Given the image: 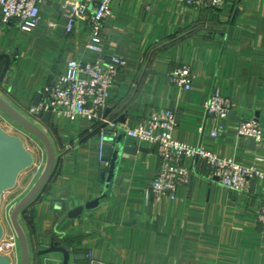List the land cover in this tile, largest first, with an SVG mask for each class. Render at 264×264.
<instances>
[{"label": "crops", "instance_id": "1", "mask_svg": "<svg viewBox=\"0 0 264 264\" xmlns=\"http://www.w3.org/2000/svg\"><path fill=\"white\" fill-rule=\"evenodd\" d=\"M39 8L41 24L30 32L5 24L0 8V57L11 58L0 96L27 117L34 105L42 106L44 87L64 76L70 61L97 58L86 48L85 22L67 33L70 21L61 13L59 0L44 1ZM102 47L105 56L127 62L110 89L104 113L106 121L125 116L116 136L153 110L173 111L176 141L264 172V0H226L219 12L176 0H114ZM181 65L192 70L189 91L169 78ZM5 67L6 60L0 59V81ZM215 89L234 105L218 138L211 135L213 125L205 111ZM37 117L57 160L41 193L19 217L30 264H63L59 253L40 254L53 243L70 253L69 264H264V224L258 220L264 180H254L249 194L234 193L210 182L207 167L186 160L185 166L194 169L190 186L179 187L175 201H156L148 191L161 163L156 148L147 143L139 144L137 155L121 160L120 185L107 202L92 206L80 218L63 219L104 193L106 169L100 164L99 138L105 124L52 116L60 145ZM249 119L259 122L261 142L237 134L240 123ZM31 144L36 166L19 178L18 186L25 184L21 196L10 191L3 203H19L45 169V148L35 139ZM137 144L126 136V147Z\"/></svg>", "mask_w": 264, "mask_h": 264}, {"label": "built area", "instance_id": "2", "mask_svg": "<svg viewBox=\"0 0 264 264\" xmlns=\"http://www.w3.org/2000/svg\"><path fill=\"white\" fill-rule=\"evenodd\" d=\"M44 1L52 0H0L2 20L5 24L17 26L21 31L30 32L41 24L39 5ZM176 1L198 10L217 12L221 11L226 3V0ZM59 2L61 13L67 15L70 21L67 33H73L79 22H85L89 32L86 48L97 58L93 62L70 61L67 64V73L44 87L42 106L31 109L28 118L35 121V116L37 117L41 111L50 110L53 116L67 118L73 123L86 119L92 123L105 124L99 138L100 164L107 172L110 164L104 161V148L109 121L105 120L104 113L109 102L110 89L127 65L120 57L103 54V31L111 17V5L114 0H59ZM169 78L171 83L180 89L189 91L193 86L194 77L187 65L175 67ZM233 108L232 101L223 96L219 89L213 91L205 105L207 119L213 125L211 134L213 138H218L225 131L224 121L229 118ZM177 125V117L173 111L153 110L134 128L126 130L128 138L156 148L161 164L148 191L154 200L160 201L163 197H168L175 201L178 188L190 186L194 169L185 166L186 160L192 161L195 166L205 165L209 171L210 182H217L234 193L249 194L254 180H264V172L240 166L232 159L220 158L205 148L176 141L173 133ZM11 128L30 142L35 139L19 125L16 127L11 125ZM237 132L239 136L250 137L257 142L263 140V131L256 119L242 121ZM13 207L10 206L9 214L5 218L6 233L0 243V254L10 257L12 264H20L18 239L9 220ZM258 220L264 224V203Z\"/></svg>", "mask_w": 264, "mask_h": 264}, {"label": "water", "instance_id": "3", "mask_svg": "<svg viewBox=\"0 0 264 264\" xmlns=\"http://www.w3.org/2000/svg\"><path fill=\"white\" fill-rule=\"evenodd\" d=\"M0 59L6 60V67L1 76V83L8 74L11 65V58L7 55L0 57ZM38 108V105H34ZM0 110L7 116L13 119L21 128L38 140L46 150L47 162L45 169L37 182L31 188V190L14 205L9 220L12 228L17 236L19 250H20V264L31 263V253L29 249V243L26 233L20 223V215L33 203V201L41 193L42 189L50 179L55 163L57 160L56 149L51 138L43 131L37 124L33 123L24 114L17 111L8 102H6L0 96ZM52 113L41 111L38 117L41 122L46 124L57 137L61 145L58 129L54 122H52ZM108 116H105L107 119ZM125 116H120L116 121V116L109 119V126L106 129V147L104 148V161L109 162L110 167L107 172L103 173L105 179V189L101 199L95 201L89 206H81L72 211H69L64 215L63 219L74 220L84 216L86 210L91 209L94 205H100L107 202L115 187L120 183L117 180L118 170L122 159H127L130 156L137 155L139 149V142L134 148L125 146L126 132H119L116 136V127L121 124H125ZM115 121L117 123H115ZM37 163V159L34 153H32L25 144L23 138L8 134L0 125V243L3 241L6 230L1 220L3 197L6 193L14 190L21 175L32 170ZM59 253L63 255V264L70 263V253L62 248L51 244L48 250L41 252V256ZM77 259V258H76ZM0 264H12L10 257L0 254Z\"/></svg>", "mask_w": 264, "mask_h": 264}, {"label": "rangeland", "instance_id": "4", "mask_svg": "<svg viewBox=\"0 0 264 264\" xmlns=\"http://www.w3.org/2000/svg\"><path fill=\"white\" fill-rule=\"evenodd\" d=\"M0 125L3 127V129L8 133V134H10V135H15V136H18V137H22V138H24L25 139V136H22L21 134H19L16 130H14V129H12L11 128V125H13V126H18V124L13 120V119H11L9 116H7L3 111H1L0 112ZM4 117V118H3ZM27 117V116H26ZM28 118V117H27ZM29 119V118H28ZM33 123H35V124H37L35 121H33L32 119H30ZM25 141V144H26V147L31 151V150H33V145L31 144V142L29 141V140H24ZM32 152V151H31ZM35 168V167H34ZM33 168V169H34ZM32 169V170H33ZM38 170V169H37ZM31 171V170H30ZM32 174H33V172L32 173H30V175H29V178L32 176ZM28 181V180H27ZM25 184H21V186L19 187L18 185H17V187L14 189V192H13V194L15 195V196H18V198L21 196V193L23 192L22 190H23V188H21V187H23ZM19 189V190H18ZM13 191V190H12ZM13 195V196H14ZM13 201H10V200H8L7 202H6V200H5V202L2 204V212H1V220H2V222H3V224L4 223H6V220H5V218H6V216L9 214V211H10V206H13L14 204L12 203Z\"/></svg>", "mask_w": 264, "mask_h": 264}, {"label": "trees", "instance_id": "5", "mask_svg": "<svg viewBox=\"0 0 264 264\" xmlns=\"http://www.w3.org/2000/svg\"><path fill=\"white\" fill-rule=\"evenodd\" d=\"M209 11H211V12H214V10H209ZM41 120V119H40ZM95 125H102V123H95ZM103 127H101V129H102ZM101 129H100V132H101ZM205 166V165H204ZM206 167V166H205ZM157 173V172H156ZM208 173H209V171H208ZM208 178H209V174H208Z\"/></svg>", "mask_w": 264, "mask_h": 264}]
</instances>
